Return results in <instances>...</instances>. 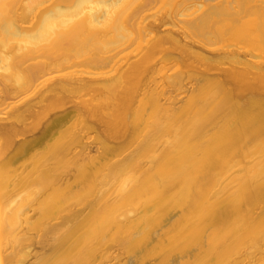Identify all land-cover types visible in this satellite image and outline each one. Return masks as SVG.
Returning a JSON list of instances; mask_svg holds the SVG:
<instances>
[{
	"label": "bare ground",
	"instance_id": "obj_1",
	"mask_svg": "<svg viewBox=\"0 0 264 264\" xmlns=\"http://www.w3.org/2000/svg\"><path fill=\"white\" fill-rule=\"evenodd\" d=\"M0 264H264V0H0Z\"/></svg>",
	"mask_w": 264,
	"mask_h": 264
},
{
	"label": "rangeland",
	"instance_id": "obj_2",
	"mask_svg": "<svg viewBox=\"0 0 264 264\" xmlns=\"http://www.w3.org/2000/svg\"><path fill=\"white\" fill-rule=\"evenodd\" d=\"M70 106H71V103H67V104H65L62 107L56 108L54 110H51L50 114L46 118H44L42 120V124H41L40 128L43 127L47 123L48 118L51 119V118L55 117L56 115L62 113L64 110L69 109ZM36 133H39V132H36ZM23 137H26L27 139L32 138L33 137V132H28ZM19 140H20V138H19ZM30 153H32V151ZM30 153L25 155V156H23V157H21V160L26 159L30 155Z\"/></svg>",
	"mask_w": 264,
	"mask_h": 264
}]
</instances>
